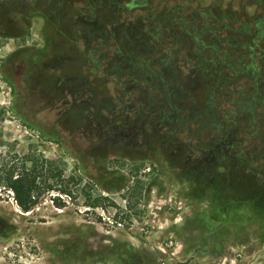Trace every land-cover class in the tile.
Wrapping results in <instances>:
<instances>
[{
  "label": "rangeland",
  "instance_id": "obj_1",
  "mask_svg": "<svg viewBox=\"0 0 264 264\" xmlns=\"http://www.w3.org/2000/svg\"><path fill=\"white\" fill-rule=\"evenodd\" d=\"M18 1L0 6V69L17 88L0 72V177L36 175L39 195L24 212L0 178V225L15 228L0 236V264H264V183L251 169L264 171L263 140L242 136L239 149L212 154L214 131L196 138L193 109L182 127L164 119L157 94L142 108L144 92L135 93L128 108L109 59L87 65L73 51L76 13ZM101 13L129 24L147 12L106 0ZM100 52L113 55L103 43ZM124 129L136 139L117 141ZM169 238L178 246L163 253Z\"/></svg>",
  "mask_w": 264,
  "mask_h": 264
},
{
  "label": "trees",
  "instance_id": "obj_2",
  "mask_svg": "<svg viewBox=\"0 0 264 264\" xmlns=\"http://www.w3.org/2000/svg\"><path fill=\"white\" fill-rule=\"evenodd\" d=\"M104 1L48 0L62 16L77 14L74 25L83 31L74 36L73 51L87 65L98 55L109 59L104 68L107 75L120 79L116 85L122 82V103L130 108L137 102L133 94L144 92L140 100L144 108V96L157 94L162 116L170 126H186L181 115L193 109V119L201 124L196 138L214 131L208 144L212 154L239 149L242 136L264 143V0H122L124 13L147 12L144 21L129 24L104 20ZM73 3L82 6L70 9ZM251 7L253 11L248 10ZM96 41L110 47L111 58L108 53L100 54L102 43L92 46ZM0 70L17 94L5 65ZM242 143L246 145L245 140ZM251 169L264 183V171ZM0 178L22 211L36 207V175H16L9 170ZM58 201L54 202L59 208L64 206ZM14 233L12 225H0L1 237Z\"/></svg>",
  "mask_w": 264,
  "mask_h": 264
},
{
  "label": "built area",
  "instance_id": "obj_3",
  "mask_svg": "<svg viewBox=\"0 0 264 264\" xmlns=\"http://www.w3.org/2000/svg\"><path fill=\"white\" fill-rule=\"evenodd\" d=\"M174 204H175L174 202H171L170 203V208H169L170 210H178V209L180 210L181 209V203H179L180 205H178L177 207ZM145 208H147V207H145ZM109 221H111V220L109 219ZM111 222L113 223V221H111ZM145 224H146L145 225L146 227H144L142 229V232L146 235V238H149V237H151V235L153 233L154 227L149 223V221H146ZM119 225H122V227H123V223L122 224L119 223ZM177 246H178V242L176 241V239L169 238L167 240L166 244L165 245H162L160 247V250L163 253H167V250H169V249H176Z\"/></svg>",
  "mask_w": 264,
  "mask_h": 264
},
{
  "label": "flooded vegetation",
  "instance_id": "obj_4",
  "mask_svg": "<svg viewBox=\"0 0 264 264\" xmlns=\"http://www.w3.org/2000/svg\"><path fill=\"white\" fill-rule=\"evenodd\" d=\"M7 2H9V0H0V6H2V5L6 6ZM21 2H22V0H19L17 3H21ZM29 2H30V0H26L25 1V3H28V4H29ZM12 5H14V3ZM26 20H28V18ZM132 134H133L132 131H129V133H127V131L124 129L122 132L115 134L114 138L117 141H118L119 137L122 138V140H124V139L128 138ZM136 136H137L136 134H133V136L131 138H133V140H134V139H136ZM126 144H127L126 142L122 143L123 146H126ZM131 146L132 147H137V146H139V144L134 141L133 144H131Z\"/></svg>",
  "mask_w": 264,
  "mask_h": 264
}]
</instances>
